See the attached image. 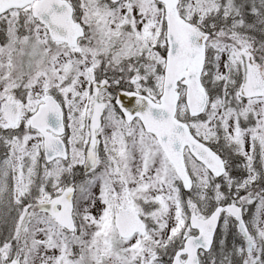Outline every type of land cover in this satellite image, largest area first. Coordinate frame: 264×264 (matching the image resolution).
Wrapping results in <instances>:
<instances>
[{"label":"snow or ice","instance_id":"snow-or-ice-1","mask_svg":"<svg viewBox=\"0 0 264 264\" xmlns=\"http://www.w3.org/2000/svg\"><path fill=\"white\" fill-rule=\"evenodd\" d=\"M0 264H264V0H0Z\"/></svg>","mask_w":264,"mask_h":264}]
</instances>
